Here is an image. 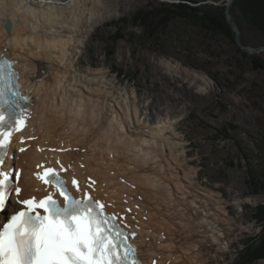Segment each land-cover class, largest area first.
Returning <instances> with one entry per match:
<instances>
[{
	"label": "bare ground",
	"instance_id": "6f19581e",
	"mask_svg": "<svg viewBox=\"0 0 264 264\" xmlns=\"http://www.w3.org/2000/svg\"><path fill=\"white\" fill-rule=\"evenodd\" d=\"M89 1L64 0V7L36 0L23 8L25 0H0V15L7 13L13 22L11 36L0 24V56L16 61L22 89L34 97L27 128L14 139L15 159L7 161V168L22 169L21 198H40L48 188L35 173L60 160L69 181L77 177L84 186L87 179L95 180V195L107 210L126 214L145 264H208L211 246L222 247L229 235V205L212 190L200 191L197 172L186 162L171 122L149 124L139 115L134 93L116 96L107 87L111 83L106 86L101 75L92 76L96 71L77 73L93 26L81 7ZM72 11L77 18L70 17ZM40 63L47 66L48 78L33 82L30 77L37 75ZM22 139L27 143L21 144ZM181 199L190 207L181 208ZM7 211H15V200ZM225 251L222 247L219 253Z\"/></svg>",
	"mask_w": 264,
	"mask_h": 264
},
{
	"label": "rangeland",
	"instance_id": "374dc122",
	"mask_svg": "<svg viewBox=\"0 0 264 264\" xmlns=\"http://www.w3.org/2000/svg\"><path fill=\"white\" fill-rule=\"evenodd\" d=\"M195 1L200 7H226L228 0ZM89 2L81 7L93 26L84 39L77 73L96 71L92 76L101 75L106 86L111 83L107 87L116 96L134 93L139 115L149 124L171 122L186 162L197 172L200 191L212 190L229 205V224L226 229L222 225L229 232L222 245L226 251L211 246L208 264H240L246 243L262 229L254 210L264 204V192H253L251 172H264V71L256 70L230 38L194 20L174 19L157 40L133 25L139 11L178 0ZM72 12L70 17L77 18ZM235 15H240L238 9ZM122 20H127L120 24L123 38L115 42L117 29L109 24ZM241 39L250 49L264 48V36L244 23ZM253 55L264 59V49ZM180 205L190 207L184 199ZM253 264H264V259Z\"/></svg>",
	"mask_w": 264,
	"mask_h": 264
},
{
	"label": "snow or ice",
	"instance_id": "6c2138e0",
	"mask_svg": "<svg viewBox=\"0 0 264 264\" xmlns=\"http://www.w3.org/2000/svg\"><path fill=\"white\" fill-rule=\"evenodd\" d=\"M35 2L25 0L23 8ZM48 2L67 6L64 0ZM0 24L11 36L13 22L7 13L0 15ZM84 31L86 25L78 40L82 39ZM15 63L7 56H0V165L4 164L12 134L25 127L28 115L25 104L30 97L20 95L19 74L13 70ZM47 78V66L43 63L38 64L37 75L30 77L33 82ZM20 151L25 149L21 147ZM67 171L61 165L59 171L48 167L36 172V179L53 187L55 193L48 191L42 198H21V188L13 183L11 173L0 169V216H3L0 221V264H144L138 257V249L129 242L130 235L135 237V233L126 231L127 225L121 223L123 217L108 214L105 203L87 190L81 198L73 195L61 175ZM15 177L19 181V171L15 172ZM71 183L77 192L81 191L75 178ZM95 184L92 180L89 187ZM13 192L15 204L21 207L9 214L7 209L11 206ZM56 193L62 197V202L55 198Z\"/></svg>",
	"mask_w": 264,
	"mask_h": 264
},
{
	"label": "trees",
	"instance_id": "16d2710c",
	"mask_svg": "<svg viewBox=\"0 0 264 264\" xmlns=\"http://www.w3.org/2000/svg\"><path fill=\"white\" fill-rule=\"evenodd\" d=\"M197 4L198 2L195 0H178L177 3L164 2L160 8L150 11H139L133 16L132 22L134 26L143 29L148 39L157 40L158 34L161 31H165L174 19H191L200 23L207 31L224 35L236 44L235 34L226 20V7H200ZM236 9L239 10L240 15H235ZM230 15L236 22L240 32L242 23H244L247 28L264 36V0H235L230 8ZM121 23L127 24V20L109 24V27L117 29V34L113 39L115 42L123 38L120 34V31H122ZM241 43L245 45L242 39ZM237 48L242 51L239 46ZM242 55L249 58L256 70L264 71V59L262 57L250 55L244 51H242ZM213 79L216 81L215 78ZM251 183L254 193L264 192V172L261 174L251 172ZM254 218L262 228L261 234L246 243L240 255V264H253L264 259V204L255 208Z\"/></svg>",
	"mask_w": 264,
	"mask_h": 264
},
{
	"label": "water",
	"instance_id": "95a60500",
	"mask_svg": "<svg viewBox=\"0 0 264 264\" xmlns=\"http://www.w3.org/2000/svg\"><path fill=\"white\" fill-rule=\"evenodd\" d=\"M235 0H228L226 3V20L229 23V25L231 26L232 30L235 33V40H236V44L246 53L253 55L257 52H259L260 50L264 49V48H256V49H250L247 46L243 45L241 43L240 40V30L236 24V22L232 19L231 15H230V8L232 6V4L234 3Z\"/></svg>",
	"mask_w": 264,
	"mask_h": 264
}]
</instances>
